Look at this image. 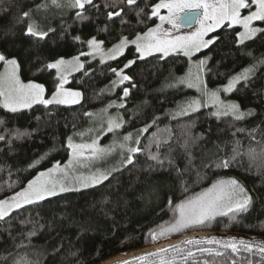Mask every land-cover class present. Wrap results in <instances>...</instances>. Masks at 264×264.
Masks as SVG:
<instances>
[{
  "label": "trees",
  "instance_id": "obj_1",
  "mask_svg": "<svg viewBox=\"0 0 264 264\" xmlns=\"http://www.w3.org/2000/svg\"><path fill=\"white\" fill-rule=\"evenodd\" d=\"M42 1L0 0V53L17 59L22 82L43 84L48 96L54 92L56 77L53 70L46 69L47 63L85 52L86 41L93 37L111 46L122 37L146 32L156 24L149 17L152 6L159 0H137L133 6L122 4L121 17L111 21L107 19V12L119 9H106L104 0H94L100 5L99 11H86V20L76 17L77 10L57 14L49 25L53 31L38 41L24 34L29 18L22 17L24 12L30 15ZM141 8L143 12L138 18L136 11ZM121 19L126 22L121 24ZM256 26L264 28V22ZM238 33V28L218 29L212 34L215 43L200 54L208 58L205 82L209 89L224 86L231 76L250 67L254 57L264 59V32L244 44L238 43ZM77 36L80 41L75 39ZM134 58V48L129 47L114 61L87 62L83 70L72 75L67 86L82 93L80 103L74 106L50 105L46 109L35 105L14 113L0 107L3 122L0 136L4 137L0 140V199L21 190L39 171L68 159L67 138L87 126L89 116L85 113H93L119 97L120 89L108 95L115 79L111 68H123L131 77L128 106H142L130 120L132 130L137 132L152 124L140 137V147L148 145L156 133L160 145L152 144L150 151L163 161L161 164L150 159L148 151H144L135 156L133 164L113 173L100 185L60 194L13 212L7 223L0 222V264H13L22 257L38 260L40 264H99L111 257L162 243L166 238L153 242L149 233L172 219L168 202L178 203L221 179L237 180L251 195L252 203L247 211L236 214L235 219L231 214L218 216L201 227L206 232L236 235L240 236L237 239L264 246V166L259 161L250 164L246 156H240L228 168L217 167L220 160L232 155V146L237 140L244 150L251 146L259 151L264 145V64L257 67L248 85L240 82L229 96L242 111L252 112L248 118L236 121L217 118L210 109L180 118L170 117L171 110L186 93L182 88L164 90L163 87L171 76L185 73L187 60L180 56L165 59L154 56L136 60L125 69L124 65ZM156 117L159 119L153 123ZM41 158V164L29 167ZM25 220L29 223H21ZM34 229L37 234L28 238L26 234ZM178 245L191 248L195 256L187 260L177 256L172 264H233V261L264 264V253L255 244L256 249L250 252L233 254L231 249H220L225 252L222 256H216L215 252L201 253L198 247L183 242ZM168 249V253H155L170 256L172 247ZM144 257L143 261L134 259L129 264L158 261L156 255Z\"/></svg>",
  "mask_w": 264,
  "mask_h": 264
},
{
  "label": "snow or ice",
  "instance_id": "obj_2",
  "mask_svg": "<svg viewBox=\"0 0 264 264\" xmlns=\"http://www.w3.org/2000/svg\"><path fill=\"white\" fill-rule=\"evenodd\" d=\"M51 3L56 7H67L75 9L76 17L80 20L88 19L86 11L96 9L99 11L100 5L94 3V0H63L59 3L58 0H51ZM133 6L137 0H104V7L106 9H119L117 11H108L107 19L112 20L114 17H121L123 8L122 4ZM86 6L88 8L86 9ZM254 6V11H249L247 15H242V10L251 9ZM39 8L46 7L45 4L38 6ZM161 9L167 11V15H161ZM186 10H202V14H198L196 23L198 27L194 31L184 34L181 32V14ZM143 8L136 11V16L139 18ZM151 17H157L160 21L156 27H151L143 35L137 34L134 39L129 40L128 37H122L119 44L115 45L108 52L102 48L103 42H98L95 37L86 41L88 52L81 51L78 55L73 56L71 59L58 58L54 62L46 64V69L55 70L56 84L55 90L50 97L46 98V89L43 84L36 82H22L18 74V61L15 58H6L3 53H0V62L4 67V71L0 72V107L10 111L17 112L22 109H29L33 105H42L48 108L50 105H74L80 103L82 93L77 90H67L65 85L69 82V76L74 72L84 69L85 65L81 62V56H88L95 58L100 57L101 63L106 60L116 59L117 56L122 55L124 49L129 43L135 45V51L139 53V59H144L148 56H153L157 53L162 58H166L172 54H183L185 57L191 59L196 53L202 49L209 47L210 44L215 43V39H205V37L218 28H228L239 26L243 30L238 33V43L244 44L246 40H251L260 32H264V28L254 27V22H264V0H159L151 8ZM29 18V12H24L22 19ZM190 21L191 16L185 18ZM121 19V24L125 23ZM167 24L169 27L165 28ZM184 27H190V24H185ZM48 31H53L49 29ZM48 31H44L38 23L31 21L28 23L25 35L35 38L36 40H43L48 35ZM80 41V37H75ZM248 55H252L251 52ZM254 63L250 67H246L237 75L231 76L225 86L210 90L204 80L205 68L207 59H200L196 64L195 72L191 69L186 77L178 79V83L185 85L189 89H195L199 93L200 98H191L177 105L175 116L188 115L191 112L199 111L202 107H212L215 110L212 115L221 118L231 116L234 120H243L246 116L251 115L252 112L241 111L240 106L234 102H226L221 98V92L224 94L232 93L237 89V85L241 81L245 85L251 82V78L255 75V70L260 64H264V59L253 58ZM135 61H128L124 68L130 67ZM110 71L115 74L116 79L111 82V89H115L118 85H123L125 82H130L131 77L124 74V69L111 68ZM87 75V73H85ZM174 86V85H168ZM110 89V90H111ZM130 95L129 88L125 87L122 92V97L126 98ZM125 108L123 102L117 104L109 103L108 106L101 110L99 114L101 117L102 131L103 124L106 122L107 133H114L124 126L123 117L117 113L116 116H109V108ZM86 116L95 117L96 113L87 112ZM39 119V118H38ZM159 119H153V123ZM0 123H3L0 121ZM152 127V124H147L137 130L139 134L147 133ZM92 131V129H89ZM238 132L244 129H237ZM18 135H27V133H18ZM76 135L83 136L84 133H76ZM235 135V133H233ZM251 136L252 133L250 132ZM4 137L0 136V140ZM129 142H132L131 144ZM188 141H185L187 146ZM259 143V142H257ZM141 141L139 135L135 139L133 133L129 132L122 137V142H113L107 146L102 147L99 145V137L93 138L90 143H75L73 138H67V148L70 150V158L64 166L59 163L55 164L51 169L40 172L35 178L30 180L25 187L15 192L7 198L0 199V222L7 223V218L11 217L12 213L24 208L27 205H37L48 198L54 197L59 193L72 190L67 181L71 179L75 185L81 187H95L102 184L109 178L111 171L119 170L114 167L111 170L90 172L88 175H72L76 168L91 167L95 161L106 159L113 154L116 149H120L121 160L118 161L120 166L131 165L137 154L148 151L149 158L157 160L158 163L163 164L159 160L158 155L152 154L150 151L151 145H160V137L153 133L152 139L149 144L144 148L140 147ZM125 153L127 155L125 156ZM240 156H246L251 163L260 162V166H264V145L260 150L249 147L247 150L242 148L239 140L235 141L232 146V155L227 159H222L217 163V167L228 168L232 161ZM43 158V157H42ZM41 158V159H42ZM39 161H35L29 167L35 166ZM171 163V161H170ZM9 187H12L9 185ZM187 191V189H185ZM107 201H105L106 203ZM252 203V197L247 193L246 189L238 183L235 179L217 180L212 183L210 187L202 190L201 192L185 198L179 203L169 201V207L173 209V217L169 222L159 225L158 230H153L149 233L153 242L160 238H167L169 235L183 232L189 228L197 226H204L210 223L218 216H228L235 219L236 214L248 210ZM21 223H29V221H21ZM36 230L28 232L26 236L31 238L35 236ZM187 245H198L200 242L194 239L183 240ZM206 244H215L217 248L199 247L197 251L201 253H213L216 256H222L225 252L219 249H231L233 254L238 253L241 249L244 251H252V246L255 244L259 252L264 253V246L257 244L255 241H248L233 237L225 241L216 239L215 237L206 239ZM21 247L27 245L21 244ZM159 247V253H168L169 249ZM159 253H147L146 255L158 256V261L154 264H172L177 256L187 260L189 257H194L195 252L189 248L184 249L179 245L172 246V254L170 256H159ZM144 256L137 257L138 260L143 261ZM40 264V262L32 261L26 257H22L20 261H14L13 264ZM119 264H129V261L123 260ZM233 264H236L233 261Z\"/></svg>",
  "mask_w": 264,
  "mask_h": 264
},
{
  "label": "rangeland",
  "instance_id": "obj_3",
  "mask_svg": "<svg viewBox=\"0 0 264 264\" xmlns=\"http://www.w3.org/2000/svg\"><path fill=\"white\" fill-rule=\"evenodd\" d=\"M58 2L62 4L63 3V0H58ZM41 4H45L46 7L39 8L38 6L41 5ZM39 5L36 6L35 7V10H33V12L29 15V22L35 21L36 23H38L40 25L41 28H43L44 31H48L50 29V26L49 25L51 24V20H53L54 16H56L57 14H67V13L75 10V9H69L67 7H56L55 5H53L51 3V0H43ZM254 10H255L254 6L251 9L242 10V15H247L249 13V11H254ZM185 12H199L200 14H202V10H191V11L186 10ZM160 14L161 15H167V11L165 9H161ZM152 18H154L156 20V24L153 27H156L158 24H160V21H159V19L157 17H152ZM258 22L259 21L254 22L253 26L254 27H257L256 26V23H258ZM164 27L165 28H168L169 26L167 24H165ZM197 27H198V24L195 22V25L193 27H188V28H182L181 27V32L184 33V34H187V32L194 31ZM232 28H238L239 29V32L243 30L239 26H235V27H232ZM218 29H220V28H218ZM144 33L145 32H143V33H137V34L143 35ZM213 33L214 32L209 33L205 37V39H214L212 37V34ZM137 34H135L132 37H129L128 39L129 40L134 39ZM246 41H248V40H246ZM98 42H100V41H98ZM119 42L120 41H118L117 43H115V44H113L111 46H105V45L102 44V48H103V50L105 52H108L109 49H112L113 47H115V45L119 44ZM129 47H133L134 48V51H135V45L129 43L128 46L124 49L123 54L126 52V50ZM208 48L209 47L202 49L200 52L196 53L191 59H189L188 57H185L183 54H172V55L168 56V57H173V56L184 57L187 60V64H188L187 69H186V71H185L184 74H182L180 76H171L166 81V83H165V85L163 87L164 90H170V89H175V88H182V89L185 90V93H186L185 94V97L178 104H180L181 102H184V101H186L188 99H191V98H200L199 93H197L195 91V89H189L185 85L179 84L178 83V79L179 78H182V77H186V75H187V73L189 72L190 69L193 72H195V70H196L195 66H196V64L198 63V61L200 59H207V65H208V58L205 57V56H201L200 55L202 52L206 51ZM88 51H89V49L87 47V49H86L85 52H88ZM122 55L117 56L116 59H118ZM154 56H157V57L159 56L161 59H165V58H162L159 53H157V54H155L153 56H148V57H146L144 59H147V58H150V57H154ZM168 57H166V58H168ZM80 59H81V62L84 63V65H86L87 62H91V61H97L100 64H105V63H108V62H111V61L116 60V59L106 60L104 63H101L99 56H96L94 59L91 58V57H88V56H81ZM144 59H139V53H137L135 51V58L132 61L144 60ZM66 60H68V59H66ZM0 65H1L0 72H3L4 71V67L2 65V62H0ZM207 65H206V68H205L204 80H205V74H206ZM53 71L55 72L54 69H53ZM75 73H77V72H74L72 75H74ZM72 75H70L69 78H68L69 79V82H70V79H71ZM55 77H56V72H55ZM115 79H116V76H115ZM69 82L65 85V88L67 90H73V89H70V88L67 87L68 84H69ZM129 83L130 82H125L123 85H118L115 89H111L110 90V93L108 95H113V94H115V92H118L119 89H120L119 97L116 98V99L115 98L111 99L110 101H108V103L104 107H102V108L98 109L97 111L93 112V113H96L97 116H95V117H89V123L87 124V126L84 129H82L81 131L76 132V133H84V135L83 136H79V135H76V133H75L72 136L73 141L75 143H90L93 138H96L98 136L99 137V145L102 146V147H107V146H109L113 142V140H115L117 142H122L123 135H125V134H127L129 132L133 133L134 139H135L136 135H139V138L142 136V134H139V133L135 132L134 130H132V128H131V126L129 124L130 123V120L133 119L142 110V106H136L135 108H130L128 106V104H127L128 97L123 98V100H121L123 89L125 87L129 88V86H128ZM168 85H174V86H171L170 87ZM222 87L223 86H221L220 88H222ZM210 90H214V89H210ZM230 94L231 93L224 94L223 92H221V98L224 99L226 102H228V101L233 102L229 98ZM51 95H48V96L46 95V98L47 97H50ZM121 102H123L125 104V108H117V107L109 108L108 109V115L109 116H116L117 113H119V115L123 117V120L125 122L124 123V126L121 129L116 130L115 131V134L114 133H107V134H105L107 125H106V122L103 124V129L105 131H102L101 130L102 129L101 117H100L99 114L101 113V110L102 109H104V108H106L108 106L109 103H114V104H117L118 105ZM74 105H76V104H74ZM74 105H62V106H74ZM177 105H176V107L174 109L171 110L170 117H172V118H180V117H183V116H187V115H180V116H175L174 115V113L177 111ZM33 106H35V105H33ZM202 109H210L211 112H213L215 110L212 107H207V108L202 107L200 110H202ZM22 110H27V109H22ZM22 110H20V111H22ZM196 112H198V111H196ZM196 112H191L188 115L193 114V113H196ZM244 112H248V111H244ZM249 116L250 115L246 116L244 119L248 118ZM221 118H225V117H221ZM228 118H232V117L231 116H228ZM89 129H92V131H89ZM129 143L131 144L132 142H129ZM66 146H67V142H66ZM126 155H127V153H125V156ZM69 158H70V150L68 149V159L64 163H59V164L61 166H64L65 164H67ZM120 160H121L120 149H116V151L113 154H111L110 156H108L106 159H102V160L95 161L94 164L91 167H80V168H76L75 171L72 173V175H85L86 176L90 172H95L97 170H100V171L111 170L114 167H118L119 170H121L125 166H120L118 164V161H120ZM38 161H39V163L35 164V166H37V165H39V164H41L43 162L42 159H40ZM55 164H57V163H54L48 169H45L43 171H39L33 178H35L40 172H45V171L51 169ZM35 166H33V167H35ZM119 170L111 171V174L110 175H112L113 173H115V172H117ZM67 183L69 184V186L71 187L72 190H69V191H66V192H63V193H59L58 195L65 194V193H68V192H77V191H82V190H85V189L92 188V187H81V186L75 185L74 184V181H72L71 179H69L67 181ZM168 211L170 213V216H173V209H169ZM204 232H206V231H204L201 226H197V227H194V228H189V229H187V230H185L183 232H180V233H176V234L169 235L166 238V240L172 239V238H169L171 236L180 237V236H184V235H190V234H194V233H204ZM210 232H212V231H210ZM216 239H219L221 241L227 240V239H222V238H216ZM237 240H239V239H237ZM197 241H199L200 243L198 245H192L193 247H198V248L199 247H208V248H214V249L217 248V245H215V244H206L205 243L206 239L205 240H197ZM254 249H256V248L252 246V250H254ZM240 251H244V250L241 249ZM245 252H249V251H245Z\"/></svg>",
  "mask_w": 264,
  "mask_h": 264
},
{
  "label": "water",
  "instance_id": "obj_4",
  "mask_svg": "<svg viewBox=\"0 0 264 264\" xmlns=\"http://www.w3.org/2000/svg\"><path fill=\"white\" fill-rule=\"evenodd\" d=\"M198 14H200L199 12H185L181 15V25L182 28H186L184 27L185 24H190V27H193L195 25V22L198 18ZM191 16L192 19L190 21L186 20L185 18ZM222 238V239H229V238H240V236H236V235H230V234H223V233H217V232H204V233H194V234H190V235H184L181 237H177V238H173L170 240H166L162 243L156 244V245H152L149 247H144L141 249H137L128 253H125L123 255H118V256H114L111 257L99 264H119L120 261L123 260H134L137 259V257L139 256H146L147 253H155L159 251V247H165V248H171L173 245H178L180 243L183 242V240L185 239H194V240H205V239H209V238Z\"/></svg>",
  "mask_w": 264,
  "mask_h": 264
},
{
  "label": "bare ground",
  "instance_id": "obj_5",
  "mask_svg": "<svg viewBox=\"0 0 264 264\" xmlns=\"http://www.w3.org/2000/svg\"><path fill=\"white\" fill-rule=\"evenodd\" d=\"M159 57V56H158Z\"/></svg>",
  "mask_w": 264,
  "mask_h": 264
}]
</instances>
